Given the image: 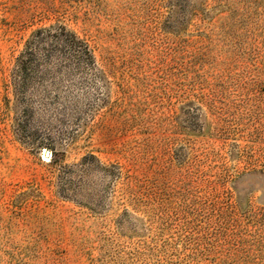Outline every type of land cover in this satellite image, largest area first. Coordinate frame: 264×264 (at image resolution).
<instances>
[{
	"label": "rangeland",
	"instance_id": "1",
	"mask_svg": "<svg viewBox=\"0 0 264 264\" xmlns=\"http://www.w3.org/2000/svg\"><path fill=\"white\" fill-rule=\"evenodd\" d=\"M0 264H264V0H0Z\"/></svg>",
	"mask_w": 264,
	"mask_h": 264
},
{
	"label": "trees",
	"instance_id": "2",
	"mask_svg": "<svg viewBox=\"0 0 264 264\" xmlns=\"http://www.w3.org/2000/svg\"><path fill=\"white\" fill-rule=\"evenodd\" d=\"M64 32V29H61ZM71 40L66 42V45H68L70 53L72 55L80 60H91V54L88 50V48L79 41L73 34L70 35Z\"/></svg>",
	"mask_w": 264,
	"mask_h": 264
},
{
	"label": "water",
	"instance_id": "3",
	"mask_svg": "<svg viewBox=\"0 0 264 264\" xmlns=\"http://www.w3.org/2000/svg\"><path fill=\"white\" fill-rule=\"evenodd\" d=\"M46 155H48V153H46Z\"/></svg>",
	"mask_w": 264,
	"mask_h": 264
}]
</instances>
